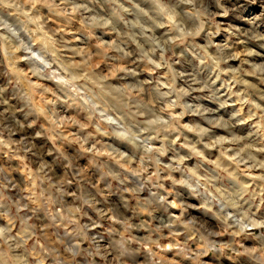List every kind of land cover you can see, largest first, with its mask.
<instances>
[{
  "label": "clouds",
  "instance_id": "clouds-1",
  "mask_svg": "<svg viewBox=\"0 0 264 264\" xmlns=\"http://www.w3.org/2000/svg\"><path fill=\"white\" fill-rule=\"evenodd\" d=\"M0 264H264V0H0Z\"/></svg>",
  "mask_w": 264,
  "mask_h": 264
}]
</instances>
